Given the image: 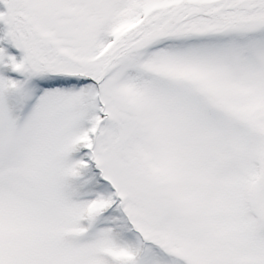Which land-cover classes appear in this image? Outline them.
<instances>
[{
    "label": "snow or ice",
    "instance_id": "1",
    "mask_svg": "<svg viewBox=\"0 0 264 264\" xmlns=\"http://www.w3.org/2000/svg\"><path fill=\"white\" fill-rule=\"evenodd\" d=\"M0 264H264V0H0Z\"/></svg>",
    "mask_w": 264,
    "mask_h": 264
}]
</instances>
